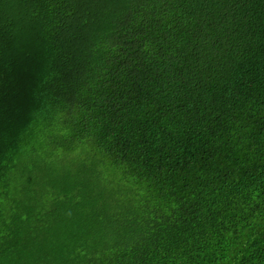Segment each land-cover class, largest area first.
<instances>
[{
	"label": "trees",
	"instance_id": "16d2710c",
	"mask_svg": "<svg viewBox=\"0 0 264 264\" xmlns=\"http://www.w3.org/2000/svg\"><path fill=\"white\" fill-rule=\"evenodd\" d=\"M0 264H264V0H0Z\"/></svg>",
	"mask_w": 264,
	"mask_h": 264
}]
</instances>
